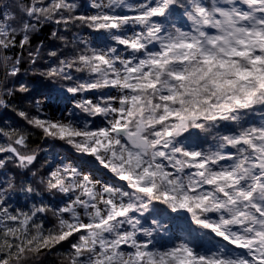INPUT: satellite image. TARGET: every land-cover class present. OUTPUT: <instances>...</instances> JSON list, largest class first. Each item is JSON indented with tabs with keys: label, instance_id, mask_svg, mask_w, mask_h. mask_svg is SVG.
I'll return each mask as SVG.
<instances>
[{
	"label": "snow or ice",
	"instance_id": "obj_1",
	"mask_svg": "<svg viewBox=\"0 0 264 264\" xmlns=\"http://www.w3.org/2000/svg\"><path fill=\"white\" fill-rule=\"evenodd\" d=\"M80 7H0V92L27 94L34 114L17 115L115 182L59 153L33 170L29 134L0 129V170L10 162L31 175L26 197L42 187L55 198L13 209L12 180L0 184V264H29L65 243L60 264H264V0ZM48 23L87 35L53 31L62 47L42 69L43 42L32 49L31 37ZM24 52L30 71L61 87L39 98L15 87Z\"/></svg>",
	"mask_w": 264,
	"mask_h": 264
},
{
	"label": "trees",
	"instance_id": "obj_2",
	"mask_svg": "<svg viewBox=\"0 0 264 264\" xmlns=\"http://www.w3.org/2000/svg\"><path fill=\"white\" fill-rule=\"evenodd\" d=\"M135 0H130V2H134ZM16 0H4V3L11 6L15 3ZM72 2L77 3L80 7L81 11L87 10L88 12L93 11L92 9H85L83 6L91 3V0H72ZM4 4V5H5ZM9 11H12L13 15H17V13L9 7ZM57 31L60 35L65 36L68 39H71L72 32L79 33L80 35H87V30H82L80 28L74 27L72 32H65L62 26H57L53 23L44 24L42 27H39L37 32H35L31 37V48L35 49L41 45L43 42V47L40 52V63L41 68L46 67L47 64H53L54 61L52 58L48 57V52L51 50L59 51L62 47L61 41L58 39L52 38V32ZM18 49L11 50L8 54L15 56L18 54ZM30 66L28 64V55L27 52L23 53V62L21 65V74L18 78H16L15 87H18L19 84L23 83L28 86L32 90V95L39 98L40 93L45 92H54L61 87L64 83L59 79L47 80L39 77L34 72L29 70ZM2 67H0V74H2ZM11 86V85H10ZM27 94H21L17 92L13 96H5L2 92L0 99L5 101V105H0V129L5 131H25L29 134L28 144L29 150L34 151L38 159L35 162L36 169H42V166L46 164V162L53 161V158L57 153L61 154V157L67 156L71 159L76 160L80 165H83L87 168L93 169L100 176H104L109 182H115L114 178L111 174H107L102 170L97 164L92 160L91 157L87 156H76L72 149H70L67 145H64L63 142L58 140H52L50 138H45L38 130L31 128L23 121L15 110L23 109L31 114H34V108L29 107V101L24 99V96ZM6 139L0 136V143H6ZM207 147V145H204ZM31 180L32 177L30 174L27 176L22 173L20 170L15 168L10 162L6 170H0V184L6 185L8 180H12L14 184V189L10 192V202L13 209H24L28 210L33 204V202H38L41 199H44L45 202L52 200L55 203V198L49 196L47 192L43 190L42 187H38L37 191L40 193L38 196L34 197H26L24 193L20 190L21 185L25 182V180ZM159 209H163L164 206L158 205ZM54 219L49 215L45 224L47 227H52L54 225ZM179 223V222H177ZM182 227H186L185 225H181ZM68 249L67 243L63 245H58L53 248L50 252H46L45 254L39 256L35 259V261H30L29 264H60L61 256L60 253L65 252Z\"/></svg>",
	"mask_w": 264,
	"mask_h": 264
},
{
	"label": "rangeland",
	"instance_id": "obj_3",
	"mask_svg": "<svg viewBox=\"0 0 264 264\" xmlns=\"http://www.w3.org/2000/svg\"><path fill=\"white\" fill-rule=\"evenodd\" d=\"M134 2H136V0L134 1ZM1 94H2V92H0V96H1ZM72 160L74 161V162H76V163H78L76 160H74L73 158H72ZM79 164V163H78ZM81 166V168L83 169V170H85V171H92L95 175H97L98 177H102L104 180H107V179H105L104 178V176H100L99 174H97V172L95 171V170H93V169H90V168H87V167H85V166H83V165H80ZM108 181V180H107ZM175 226V225H174Z\"/></svg>",
	"mask_w": 264,
	"mask_h": 264
},
{
	"label": "built area",
	"instance_id": "obj_4",
	"mask_svg": "<svg viewBox=\"0 0 264 264\" xmlns=\"http://www.w3.org/2000/svg\"><path fill=\"white\" fill-rule=\"evenodd\" d=\"M4 0H0V7H3L4 6Z\"/></svg>",
	"mask_w": 264,
	"mask_h": 264
}]
</instances>
